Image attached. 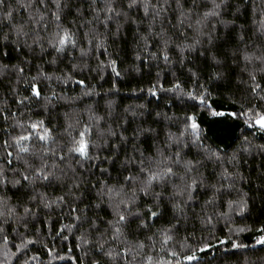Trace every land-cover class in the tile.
Wrapping results in <instances>:
<instances>
[{
	"label": "snow or ice",
	"instance_id": "6c2138e0",
	"mask_svg": "<svg viewBox=\"0 0 264 264\" xmlns=\"http://www.w3.org/2000/svg\"><path fill=\"white\" fill-rule=\"evenodd\" d=\"M128 57L135 73L156 70L132 92L157 106L85 103L108 70L103 95L116 90ZM214 90L234 110L213 107ZM197 109L239 135L225 143ZM0 125V264L235 255L251 230L236 218L264 201V0H0Z\"/></svg>",
	"mask_w": 264,
	"mask_h": 264
},
{
	"label": "trees",
	"instance_id": "16d2710c",
	"mask_svg": "<svg viewBox=\"0 0 264 264\" xmlns=\"http://www.w3.org/2000/svg\"><path fill=\"white\" fill-rule=\"evenodd\" d=\"M131 63V57H128L124 63L121 64L122 70H127V75H124L122 78H119L116 80V90L111 92L109 95H103V92L110 89L112 87V81L113 77L110 74V70L106 72L105 74V80L104 81H94L98 83L99 85H102V88L98 87V90L101 91L102 95L99 97H91V98H85V103H94L99 102V107L101 110L105 107V101L106 100H113L115 101V104L117 106V109L122 111L124 107H127L128 105H137V104H147L148 107L155 108L157 106V101H155L152 97L147 95V92H137L133 94L132 89L136 88H144L147 89L150 84L149 81L153 80L155 69H153V75L149 76L146 74H139L135 73L129 68V64ZM167 79H171V76L169 73L165 72L164 74ZM77 92L79 89L76 90ZM221 91L223 90H214V100H213V107L220 108L223 110H234L233 106L231 105V102L224 98L223 95H221ZM75 94V93H70ZM229 93H225L227 95ZM169 94H163L161 93V99L159 101V107L163 110L169 111L171 114L172 112H176L177 114H182L181 106L179 102L174 101L173 104L169 107H165V100L168 98ZM80 107L83 106V104L79 105ZM63 111V110H62ZM198 112V119L204 122V126L207 127L209 122L215 121L214 127L217 128H224L226 129V136H225V143H228L234 136L239 135V127H242L240 123L233 122L231 117L228 116H222V117H212L208 114L206 110H196ZM2 127V125H0ZM236 222L243 226L245 224L249 225L251 230L240 233L238 237H234V239H238V241L248 245L249 247L246 249H242L239 251L233 250L236 252L235 255H232L229 253L227 256L222 258L223 249L225 247L230 248V245H224L220 246L218 245L216 249H214V253L217 257V259L212 260V254L209 253L207 257H204L206 260H211V264H225V260L231 261V264H242L243 259L246 257L248 258L252 264H262L264 262V247L257 245L255 243V238L259 235L257 232V229L264 224V201H260L257 199L255 204L252 207L251 213L245 214L244 218L237 217ZM191 225H189V228L191 229ZM197 229L199 228V225H196ZM217 236L223 237L227 230L224 228V222L221 221L217 225ZM181 235H184V233H181ZM197 235H199V232H197ZM204 235H207L205 233ZM215 243V240L212 241ZM69 245L74 244V240H70L68 242ZM66 251V249H63ZM74 255H79L78 251L74 250ZM58 264H64V262H58ZM70 264V262H69ZM184 264H187V262H184ZM193 264H197V262H193Z\"/></svg>",
	"mask_w": 264,
	"mask_h": 264
}]
</instances>
